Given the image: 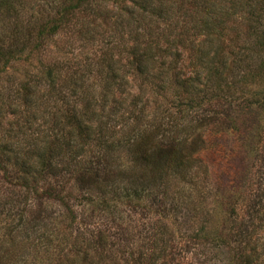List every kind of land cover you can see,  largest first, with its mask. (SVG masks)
<instances>
[{"label":"rangeland","instance_id":"rangeland-1","mask_svg":"<svg viewBox=\"0 0 264 264\" xmlns=\"http://www.w3.org/2000/svg\"><path fill=\"white\" fill-rule=\"evenodd\" d=\"M190 1L178 20L141 0H0V264H233L241 248L264 264V16ZM211 2L235 12L214 39L191 24ZM84 94L89 136L60 123ZM146 137L182 149L178 170L133 151Z\"/></svg>","mask_w":264,"mask_h":264},{"label":"trees","instance_id":"trees-1","mask_svg":"<svg viewBox=\"0 0 264 264\" xmlns=\"http://www.w3.org/2000/svg\"><path fill=\"white\" fill-rule=\"evenodd\" d=\"M138 1V0H137ZM156 1V2H155ZM162 1L163 0H141V6H140V10H142L143 12H153L161 17L163 16H171V14H173L174 16H177V19L179 20L180 18H185V16H187L186 12L183 10V5H182V1L183 0H166L168 1L167 4V11H165V8L162 5ZM190 3L195 4V5H200V3H203V0H191ZM259 2L258 0H252L251 4L249 5V9H251L250 11L253 12L254 10L257 11V16L259 17V20H261V17L264 16V14L262 13L264 10L263 8L261 9L260 4L258 6ZM210 8L207 9V11H204V14L202 17L198 18V21L200 23H192L191 24L194 26L193 28H195V30H199L200 32H203L206 35H208L209 37L217 38L218 36H220V32L223 30L224 24L227 21V19L232 16L233 14L235 15V12H229V9L225 6H223L224 4L222 2H211L209 3ZM204 6V5H203ZM258 6V7H257ZM75 6L71 7L74 8ZM248 9V10H249ZM262 12H261V11ZM182 11V12H180ZM167 14H166V13ZM134 18V15H132ZM191 17H193L192 15H190ZM62 18V17H61ZM137 20V19H134ZM183 22H185V19L183 20ZM138 23V21H137ZM190 23V20L187 22ZM175 25L177 26L178 23ZM185 23H184V27H185ZM43 31V30H41ZM40 31V33H42ZM184 31V30H183ZM198 33V32H197ZM199 34V33H198ZM260 38L261 40L258 42V47L261 50V48H264V29L261 30V34H260ZM175 40H169V43H174ZM152 43V42H151ZM151 43L146 41L145 43H143L142 45L137 43L135 44L132 48H131V52L133 54H137L138 58L137 61L139 63V65L144 66V62L147 59V55H148V51H151ZM203 43L199 44V48H197V50H201V46ZM219 46L215 47V51L212 53V55L209 58L208 63L212 65V63H214V61L217 59L218 67L214 68L215 72L220 79H222V75L225 72V74L227 75L229 71H231V68L228 65V61L227 57L224 54H221L219 51ZM164 51V50H163ZM199 55L203 56L205 55L203 52H199ZM220 60V61H218ZM210 65V66H211ZM227 72V73H226ZM113 82H115V79H112ZM222 81V80H221ZM79 84H77V82H75V85L73 87V91L76 92V89L78 87ZM84 98H86V94H84L83 96H81L80 99H78L79 101H75L76 103H81L78 107H76V103L75 105H73V107L75 106V108H73V116L67 117L68 119H60V123H63L62 125L71 123L70 125H73L75 130H78L79 133L80 132H84L85 130L87 131L86 134L87 136H89L91 134V130L94 129L93 125H92V115H90L89 112V106L91 105L92 100L87 99L86 102H84ZM93 111V110H92ZM92 116V117H91ZM99 127L102 129L103 126L100 124ZM152 137V136H150ZM152 139H150L149 137H146V139L141 140L140 142H137L138 144L135 146V148L133 149V151H137L139 152V154L141 155V153H143V151L145 153H143L141 156H143L145 161H150V163H153V165H157V164H161L162 166H164V164H166L167 166H172L175 170H178V167H180V164L182 162L183 156H184V152L181 153L182 149L180 148H175L172 147V144H169V147L166 145H163L162 143L160 144V142H157L155 145L153 143L152 145ZM174 145V144H173ZM153 146V150L149 151V147ZM174 149V150H172ZM171 151L172 152V157H168V152ZM167 152V154H166ZM48 161V160H47ZM162 161H164L162 164ZM155 170H157V168L155 167ZM159 173V172H158ZM158 178V176H156ZM155 181V179H153V182ZM139 187V188H138ZM146 188L145 185H136L134 188L132 189H128L127 190H131V192H127L125 194V196H136L139 197V195L145 191L144 189ZM126 191V190H125ZM105 235H103L102 233H100V235H97L94 240L91 239V242H95L94 246L97 247V249L95 250L96 252L99 251L98 249L100 248L101 242L105 239ZM101 249V248H100ZM239 253H237V255H233V264H258V262L254 259L253 257V253H257L256 249H251L248 253L244 252V249L241 248L239 249ZM95 252V253H96ZM97 256L96 254H94V257ZM85 262L83 264H98L96 261V263H94L93 260V254H89L87 253V251L85 252V255L83 256ZM231 259V258H230Z\"/></svg>","mask_w":264,"mask_h":264}]
</instances>
